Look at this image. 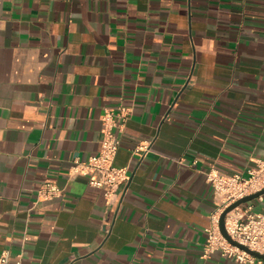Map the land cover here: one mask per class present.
<instances>
[{
	"label": "crops",
	"instance_id": "crops-1",
	"mask_svg": "<svg viewBox=\"0 0 264 264\" xmlns=\"http://www.w3.org/2000/svg\"><path fill=\"white\" fill-rule=\"evenodd\" d=\"M119 107L128 177L107 201L76 163ZM263 152L264 0H0L9 264H239L204 250L205 172L246 175ZM45 181L60 194L39 196Z\"/></svg>",
	"mask_w": 264,
	"mask_h": 264
},
{
	"label": "built area",
	"instance_id": "built-area-1",
	"mask_svg": "<svg viewBox=\"0 0 264 264\" xmlns=\"http://www.w3.org/2000/svg\"><path fill=\"white\" fill-rule=\"evenodd\" d=\"M125 116L126 109L123 107H119L115 113H105L102 118L101 138L97 152L76 163V172L86 175L90 186L105 189L104 195L107 201L113 199L116 190L126 182L128 177L127 166L117 167L113 164L119 145L115 129L120 128ZM117 118H120L121 122H118ZM146 149L147 145L142 144L136 147L134 152ZM205 179L212 184L219 215L236 199L264 187V152L262 157L256 161V166L248 169L246 175L225 174L215 168H210L205 172ZM38 193L42 198H51L60 194V189L54 183L45 181ZM256 199L264 202V192ZM239 207L240 205L234 207L225 215L226 232L233 240L264 255V212L252 211L251 205H247L244 210H239ZM218 215L205 229L207 233L205 252L218 250L221 255L232 258L239 264H264L263 259L241 250L220 234L217 227ZM0 264H9L5 252L0 254Z\"/></svg>",
	"mask_w": 264,
	"mask_h": 264
},
{
	"label": "water",
	"instance_id": "water-1",
	"mask_svg": "<svg viewBox=\"0 0 264 264\" xmlns=\"http://www.w3.org/2000/svg\"><path fill=\"white\" fill-rule=\"evenodd\" d=\"M264 192V187L256 192H252V193H249L247 195H244L238 199H236L235 201H233L232 203H230L229 205H227L218 215V219H217V227H218V230L220 232V234L231 244L237 246L238 248H240L241 250H244L245 252L251 254V255H254L258 258H261L264 260V255L258 253L257 251H254V250H251L249 249L247 246L233 240L229 235L228 233L226 232L225 230V227H224V218H225V215L231 211L234 207L236 206H239L245 202H248L250 200H253L255 199L259 194H262Z\"/></svg>",
	"mask_w": 264,
	"mask_h": 264
},
{
	"label": "rangeland",
	"instance_id": "rangeland-1",
	"mask_svg": "<svg viewBox=\"0 0 264 264\" xmlns=\"http://www.w3.org/2000/svg\"><path fill=\"white\" fill-rule=\"evenodd\" d=\"M256 199V198H255ZM255 199H253V200H255Z\"/></svg>",
	"mask_w": 264,
	"mask_h": 264
},
{
	"label": "bare ground",
	"instance_id": "bare-ground-1",
	"mask_svg": "<svg viewBox=\"0 0 264 264\" xmlns=\"http://www.w3.org/2000/svg\"><path fill=\"white\" fill-rule=\"evenodd\" d=\"M232 213V212H231Z\"/></svg>",
	"mask_w": 264,
	"mask_h": 264
}]
</instances>
